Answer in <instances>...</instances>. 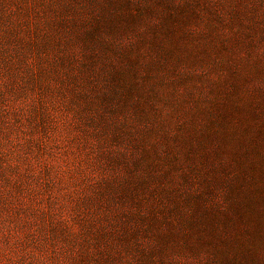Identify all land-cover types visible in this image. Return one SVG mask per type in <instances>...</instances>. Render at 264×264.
<instances>
[{"label":"rangeland","instance_id":"374dc122","mask_svg":"<svg viewBox=\"0 0 264 264\" xmlns=\"http://www.w3.org/2000/svg\"><path fill=\"white\" fill-rule=\"evenodd\" d=\"M260 130L264 0H0V264H235Z\"/></svg>","mask_w":264,"mask_h":264},{"label":"trees","instance_id":"16d2710c","mask_svg":"<svg viewBox=\"0 0 264 264\" xmlns=\"http://www.w3.org/2000/svg\"><path fill=\"white\" fill-rule=\"evenodd\" d=\"M156 8L157 4L150 1L148 4L149 11L153 12ZM167 21L168 19L164 17V26L171 30V25ZM208 127L197 137L193 150L185 154L191 156L193 161L200 160L203 156L199 153L201 149H207L208 139L213 135L210 130L211 125ZM261 131L258 132L260 138L257 143L247 150L250 156L249 160L244 157L246 153L227 152L226 148L215 150L214 157L211 155L212 161L214 158L222 163L220 176L213 177L209 182L218 188H221L222 184H226L228 186L227 192L230 189L229 192L232 190L236 192L237 202L232 207L235 216L227 218L225 223L217 221L214 217L206 219L204 225L208 230V235L203 238V241L210 243L215 242L214 239L219 241L221 240L219 231L226 227H229V230L233 229L229 237L236 243L234 249L237 254L235 264H264L261 263L260 254L257 250L258 241H262L260 244H264V214L262 213V209H264V151L260 149L261 146H264V133ZM225 156L227 161H223ZM229 171L241 175L242 179L229 180L227 178Z\"/></svg>","mask_w":264,"mask_h":264}]
</instances>
